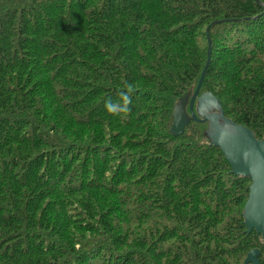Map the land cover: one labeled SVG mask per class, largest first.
I'll use <instances>...</instances> for the list:
<instances>
[{
  "label": "trees",
  "instance_id": "1",
  "mask_svg": "<svg viewBox=\"0 0 264 264\" xmlns=\"http://www.w3.org/2000/svg\"><path fill=\"white\" fill-rule=\"evenodd\" d=\"M209 39L200 95L264 140V0H0V264H264L251 180L171 134Z\"/></svg>",
  "mask_w": 264,
  "mask_h": 264
},
{
  "label": "water",
  "instance_id": "2",
  "mask_svg": "<svg viewBox=\"0 0 264 264\" xmlns=\"http://www.w3.org/2000/svg\"><path fill=\"white\" fill-rule=\"evenodd\" d=\"M210 28L207 29V32ZM208 60L194 93L190 89L176 104L173 113L171 134L180 137L192 123L207 125L204 132L211 147L221 150L231 166V174L251 180L250 193L244 207L243 218L247 232L255 231L264 244V140L244 126L228 119L222 104L213 94L200 91L211 63V41ZM189 109V112L188 110ZM259 249L248 253L244 264H260Z\"/></svg>",
  "mask_w": 264,
  "mask_h": 264
}]
</instances>
